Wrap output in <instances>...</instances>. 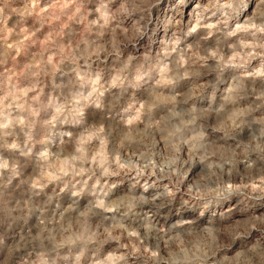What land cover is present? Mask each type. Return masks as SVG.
<instances>
[{"label": "clouds", "instance_id": "clouds-1", "mask_svg": "<svg viewBox=\"0 0 264 264\" xmlns=\"http://www.w3.org/2000/svg\"><path fill=\"white\" fill-rule=\"evenodd\" d=\"M0 264H264V0H0Z\"/></svg>", "mask_w": 264, "mask_h": 264}]
</instances>
